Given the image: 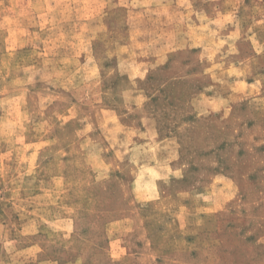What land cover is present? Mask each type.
<instances>
[{"label":"rangeland","instance_id":"rangeland-1","mask_svg":"<svg viewBox=\"0 0 264 264\" xmlns=\"http://www.w3.org/2000/svg\"><path fill=\"white\" fill-rule=\"evenodd\" d=\"M0 264H264V0H0Z\"/></svg>","mask_w":264,"mask_h":264}]
</instances>
